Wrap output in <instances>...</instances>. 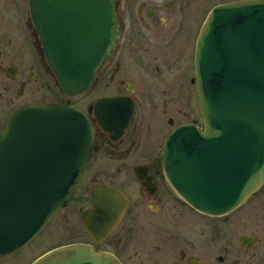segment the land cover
<instances>
[{
	"label": "water",
	"instance_id": "obj_1",
	"mask_svg": "<svg viewBox=\"0 0 264 264\" xmlns=\"http://www.w3.org/2000/svg\"><path fill=\"white\" fill-rule=\"evenodd\" d=\"M30 3L63 90L90 88L120 37L116 1ZM196 80L202 128L174 130L164 145V167L190 205L220 215L264 188V0H232L212 9L197 41ZM93 148L90 119L74 105L28 104L8 116L0 131V255L28 244L70 202ZM92 194L96 209L83 212L82 222L101 241L122 219L126 197L109 184L94 186ZM32 264L123 263L77 242Z\"/></svg>",
	"mask_w": 264,
	"mask_h": 264
},
{
	"label": "flooded vegetation",
	"instance_id": "obj_2",
	"mask_svg": "<svg viewBox=\"0 0 264 264\" xmlns=\"http://www.w3.org/2000/svg\"><path fill=\"white\" fill-rule=\"evenodd\" d=\"M115 1L117 46L79 94L63 90L30 0H8L11 15L0 4V130L24 105L68 103L88 115L94 132L80 187L43 231L60 238L82 226L87 240L81 242L113 253L123 264H264V188L228 213H204L179 195L163 161L164 144L176 128L202 125L196 41L211 9L230 0ZM47 10L52 16V8ZM97 184L116 187L127 203L101 241L82 222L84 211L96 209ZM26 247L0 256V264H31L37 257L13 259Z\"/></svg>",
	"mask_w": 264,
	"mask_h": 264
},
{
	"label": "rangeland",
	"instance_id": "obj_3",
	"mask_svg": "<svg viewBox=\"0 0 264 264\" xmlns=\"http://www.w3.org/2000/svg\"><path fill=\"white\" fill-rule=\"evenodd\" d=\"M220 1V0H214ZM0 4H3L4 6V15H11L13 11L9 9L8 0H0ZM9 18L10 16H6ZM81 230L78 233H75L73 231H68L64 236L60 238H53L49 235L48 231H43L40 235H38L27 247L20 251L18 254L13 256L14 257H20L25 258V261H29L30 259H34L40 254L44 253L45 251L52 249L58 245L68 244V243H74V242H81L82 240H87V236L85 234L84 229L82 226L80 227ZM57 237V236H56ZM19 258V259H20Z\"/></svg>",
	"mask_w": 264,
	"mask_h": 264
}]
</instances>
